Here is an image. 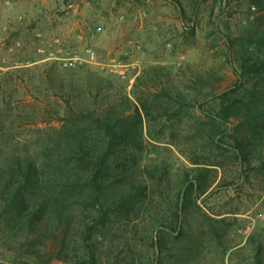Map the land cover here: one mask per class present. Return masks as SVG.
Instances as JSON below:
<instances>
[{"label": "rangeland", "instance_id": "rangeland-1", "mask_svg": "<svg viewBox=\"0 0 264 264\" xmlns=\"http://www.w3.org/2000/svg\"><path fill=\"white\" fill-rule=\"evenodd\" d=\"M189 4L187 0L182 7L171 0H0V79L14 121L8 134H0V150L36 148L46 130L58 125L62 97L50 92L47 76L65 65L77 69V79L97 73L130 96L136 77L154 64L168 67L189 93L197 76L210 74L213 83L203 89L204 106L213 104L218 94L243 92L239 76L244 47L238 39L257 28L264 11L250 0H204L196 10ZM228 38L237 41L233 45ZM89 48L96 51L97 63L89 61ZM261 50L252 51L264 55ZM190 115L202 116V111ZM190 115L175 132L160 134L161 141L147 137L145 149L135 152L132 169L147 183L148 196L130 215L115 212L100 229L99 252L105 264H116L118 257L120 264H255L251 236L264 243V153L252 158L254 167L249 168L232 149L208 159L201 151L209 164L222 163L214 167L211 192L199 200L196 211L186 214L182 230L159 224L172 215L181 174L194 167L191 156L197 143L189 137ZM152 234L164 239L162 251L152 245ZM4 238L0 234V251L5 249ZM48 242L54 251L56 241ZM126 244L133 248L134 261ZM14 249L19 258H26L29 245L16 244Z\"/></svg>", "mask_w": 264, "mask_h": 264}, {"label": "trees", "instance_id": "trees-1", "mask_svg": "<svg viewBox=\"0 0 264 264\" xmlns=\"http://www.w3.org/2000/svg\"><path fill=\"white\" fill-rule=\"evenodd\" d=\"M171 1L183 6V0ZM187 1L196 10L204 0ZM250 1L264 11V0ZM259 23L238 39L244 47L239 76L244 91L234 96L218 94L208 106L202 105L201 97L205 85L213 83L210 74L197 76L190 86L193 93H189L161 64L149 66L136 77L131 96L97 73L77 79V69L72 66L49 74L50 92L62 97L58 125L46 130L36 148L0 150V234L5 237L0 261L105 264L99 252L100 229L112 221L115 212L130 215L148 196L147 183L132 169L137 162L135 152L145 149L147 137L158 142L160 134L175 132L197 109L202 116L190 115L189 134L197 143L191 156L194 167L181 174L172 215L164 216L159 224L182 230L186 214L193 208L196 211L199 200L211 192L214 167L222 163L209 164L201 151L208 159L232 149L243 165L253 168L252 158L264 153V55L252 51L263 49L264 54V19ZM228 40L233 45L237 41ZM3 94L0 79V134L6 135L14 121ZM235 118L238 123L232 122ZM151 240L157 251L165 248L163 238L152 234ZM251 240L255 264H264L263 240L254 235ZM48 241H56L54 251L48 249ZM25 243L29 252L26 258H19L14 245ZM126 246L134 261L132 246Z\"/></svg>", "mask_w": 264, "mask_h": 264}, {"label": "built area", "instance_id": "built-area-1", "mask_svg": "<svg viewBox=\"0 0 264 264\" xmlns=\"http://www.w3.org/2000/svg\"><path fill=\"white\" fill-rule=\"evenodd\" d=\"M254 9H255V7H254ZM100 29H98L97 31H99ZM97 33V32H96ZM93 37H94V35H93ZM88 53H89V61L90 62H94V63H97V61H96V59H97V53H96V51L94 50V49H92V48H89L88 49ZM70 65H73V63H70ZM103 67V66H102ZM121 75L122 76H125V72H121Z\"/></svg>", "mask_w": 264, "mask_h": 264}]
</instances>
